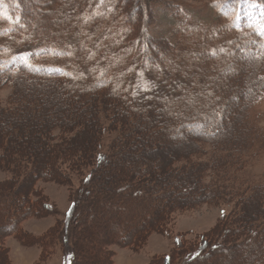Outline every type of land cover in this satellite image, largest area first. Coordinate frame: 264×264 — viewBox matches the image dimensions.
Masks as SVG:
<instances>
[{
	"label": "trees",
	"instance_id": "obj_1",
	"mask_svg": "<svg viewBox=\"0 0 264 264\" xmlns=\"http://www.w3.org/2000/svg\"><path fill=\"white\" fill-rule=\"evenodd\" d=\"M206 1L215 25L170 43L148 34L156 0H0V90L11 91L0 99V264H14L7 238L38 246L34 264L54 248L80 264L81 229L108 217L88 264H114L107 245L138 253L171 215L220 204L230 219L151 263L219 264L245 250L244 264H264V186L246 178L264 37L228 9L264 0ZM61 182H76L72 208L42 235L24 231L55 212L37 185Z\"/></svg>",
	"mask_w": 264,
	"mask_h": 264
},
{
	"label": "rangeland",
	"instance_id": "obj_2",
	"mask_svg": "<svg viewBox=\"0 0 264 264\" xmlns=\"http://www.w3.org/2000/svg\"><path fill=\"white\" fill-rule=\"evenodd\" d=\"M131 6L139 4L140 0H127ZM157 5L153 8L155 23L148 29V34L152 38L167 39L170 43H174L175 36L183 29L188 31L209 28L216 23V13L211 4L206 0H156ZM37 3L32 5V11L38 9ZM228 9L236 18L240 26L254 27L256 31L264 37V6L256 2L236 1L228 6ZM34 22L41 23L43 20L55 22L56 18H48L41 14L33 17ZM245 51V50H244ZM244 51L238 60L245 58ZM196 66H194L195 68ZM221 75L227 74V69H219ZM9 88L0 90V99H7ZM250 125L259 130L261 137L255 142L252 148L250 161L246 164V178L251 182L264 186V98L256 103L250 111ZM255 152V154H254ZM168 155V153H166ZM257 155V157H256ZM7 178L5 172L0 171V181ZM62 183V182H61ZM76 182L66 184L57 183H39L37 188L42 191L49 203L55 208L53 214H49L39 219H28L22 223V228L36 235H42L57 220H62L70 208H72L73 200L78 196L74 192ZM72 189V190H71ZM75 193V194H74ZM83 198V197H82ZM77 204V202H75ZM233 206L231 204H220L217 206H201L196 210L175 213L171 215L169 225H165V233H153L148 239L145 246L138 252H132L129 248H122L116 244L107 245V249H111L114 253V264H152L151 258L154 256L167 255L176 248V239L183 242L184 247L191 248L196 246V236L210 230L217 222L228 220L232 217ZM108 218H101L102 223L109 224ZM115 221L117 218L112 217ZM95 227H87L81 229L80 246L78 249L79 257L82 259L80 264H88L90 251H95V247L101 239L104 238L103 229H99L101 222ZM101 223V224H100ZM103 236V237H102ZM180 237V238H179ZM12 238L6 239V244L10 247V256L14 264H34L39 259L41 250L38 246L23 247L19 246ZM99 241H98V240ZM11 240V241H10ZM97 243V244H96ZM181 244V243H180ZM182 246V244L180 245ZM192 247V248H193ZM53 254L43 263L39 264H62V256L58 249H53ZM236 257L221 260L220 263L244 264L248 253L240 250ZM225 253H221V256ZM222 256V257H223ZM240 258V259H239ZM84 262V263H83ZM180 260L170 259L169 264H179ZM219 263V264H220ZM95 264V263H93ZM157 264V263H156ZM159 264H162L161 262Z\"/></svg>",
	"mask_w": 264,
	"mask_h": 264
},
{
	"label": "crops",
	"instance_id": "obj_3",
	"mask_svg": "<svg viewBox=\"0 0 264 264\" xmlns=\"http://www.w3.org/2000/svg\"><path fill=\"white\" fill-rule=\"evenodd\" d=\"M22 229H23V228H22ZM23 230H24V229H23ZM24 231H26V230H24ZM26 232H28V231H26ZM29 233H31V232H29ZM32 234H33V233H32ZM34 235H36V234H34ZM11 240L13 241L14 239H11ZM11 240H10V241H11ZM15 242L18 243L16 240H15ZM18 245H19V246H22V245L19 244V243H18ZM23 247H25V246H23ZM9 248H10V247H9ZM39 257H40V254H39V256H38V259H39ZM12 260H13V259H12Z\"/></svg>",
	"mask_w": 264,
	"mask_h": 264
}]
</instances>
